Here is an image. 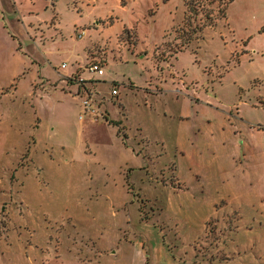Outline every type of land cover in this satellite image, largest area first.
Returning a JSON list of instances; mask_svg holds the SVG:
<instances>
[{"label": "rangeland", "instance_id": "374dc122", "mask_svg": "<svg viewBox=\"0 0 264 264\" xmlns=\"http://www.w3.org/2000/svg\"><path fill=\"white\" fill-rule=\"evenodd\" d=\"M224 1L0 0V264H264V0Z\"/></svg>", "mask_w": 264, "mask_h": 264}, {"label": "built area", "instance_id": "2783aa9c", "mask_svg": "<svg viewBox=\"0 0 264 264\" xmlns=\"http://www.w3.org/2000/svg\"><path fill=\"white\" fill-rule=\"evenodd\" d=\"M83 32H84V31H83ZM83 32H82V33H83ZM89 69H90L91 71H93V72L99 74V75H103V74H104V68H103V66L100 65V63L97 62V61H96V62H93V63L90 65ZM112 94H113V95H117V94H119L118 89H117V88H114V89L112 90ZM91 100H92V98H89V96H87V97L84 98V106H85V108H89V107L91 106V104H90Z\"/></svg>", "mask_w": 264, "mask_h": 264}, {"label": "crops", "instance_id": "0c3cea01", "mask_svg": "<svg viewBox=\"0 0 264 264\" xmlns=\"http://www.w3.org/2000/svg\"><path fill=\"white\" fill-rule=\"evenodd\" d=\"M95 1V0H94ZM55 18L56 17H54L53 18V20H52V23L53 24H55ZM110 26H112V24H110ZM84 31V32H83ZM83 32V33H82ZM84 34H86V29H83L82 31H81V33L80 34H78V36H83ZM90 49V48H89ZM62 67H66V64H62ZM104 68V67H103ZM78 72V71H77ZM76 72V73H77ZM104 73H105V70H104ZM71 75H73V73L71 74ZM81 78L83 79V77H82V73H81ZM90 104H91V106L89 107L90 109L91 108H94V109H97L96 108V103H93V100H91V102H90ZM94 109H92V110H94ZM144 224H146V225H149V226H152V227H154V230H156V231H158V225H153V224H151V222H148V221H146V222H144ZM146 225H144V226H146ZM160 237L164 240V238H163V236L162 235H160ZM145 258H147V257H145Z\"/></svg>", "mask_w": 264, "mask_h": 264}, {"label": "trees", "instance_id": "16d2710c", "mask_svg": "<svg viewBox=\"0 0 264 264\" xmlns=\"http://www.w3.org/2000/svg\"><path fill=\"white\" fill-rule=\"evenodd\" d=\"M233 0H226V1H224V3L221 5L223 8L221 9V11H220V13H221V17H223V18H225L226 17V11H227V9H228V6H229V4L232 2ZM188 43H189V41H188ZM184 46V45H183ZM180 47V48H178L177 50L178 51H183V49L182 48H184V47ZM106 118V117H105ZM107 119V118H106Z\"/></svg>", "mask_w": 264, "mask_h": 264}]
</instances>
